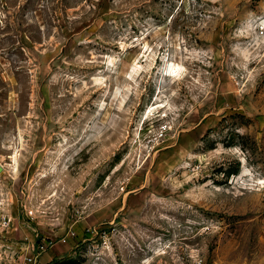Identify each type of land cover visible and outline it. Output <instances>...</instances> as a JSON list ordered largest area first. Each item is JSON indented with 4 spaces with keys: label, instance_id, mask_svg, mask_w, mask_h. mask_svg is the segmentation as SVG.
I'll list each match as a JSON object with an SVG mask.
<instances>
[{
    "label": "rangeland",
    "instance_id": "1",
    "mask_svg": "<svg viewBox=\"0 0 264 264\" xmlns=\"http://www.w3.org/2000/svg\"><path fill=\"white\" fill-rule=\"evenodd\" d=\"M261 21L0 0V264H264Z\"/></svg>",
    "mask_w": 264,
    "mask_h": 264
},
{
    "label": "built area",
    "instance_id": "2",
    "mask_svg": "<svg viewBox=\"0 0 264 264\" xmlns=\"http://www.w3.org/2000/svg\"><path fill=\"white\" fill-rule=\"evenodd\" d=\"M259 28L261 30V33H263L264 32V22L263 21L260 22ZM45 249H46V247L42 245L41 250L44 251Z\"/></svg>",
    "mask_w": 264,
    "mask_h": 264
},
{
    "label": "water",
    "instance_id": "3",
    "mask_svg": "<svg viewBox=\"0 0 264 264\" xmlns=\"http://www.w3.org/2000/svg\"><path fill=\"white\" fill-rule=\"evenodd\" d=\"M3 171V166L0 165V173Z\"/></svg>",
    "mask_w": 264,
    "mask_h": 264
}]
</instances>
